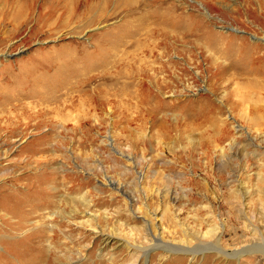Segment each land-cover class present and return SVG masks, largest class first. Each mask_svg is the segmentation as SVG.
<instances>
[{
    "label": "rangeland",
    "instance_id": "1",
    "mask_svg": "<svg viewBox=\"0 0 264 264\" xmlns=\"http://www.w3.org/2000/svg\"><path fill=\"white\" fill-rule=\"evenodd\" d=\"M151 247L264 264V0H0V264Z\"/></svg>",
    "mask_w": 264,
    "mask_h": 264
},
{
    "label": "water",
    "instance_id": "2",
    "mask_svg": "<svg viewBox=\"0 0 264 264\" xmlns=\"http://www.w3.org/2000/svg\"><path fill=\"white\" fill-rule=\"evenodd\" d=\"M155 238V237H154ZM156 239V238H155ZM154 248L153 247H151V248H149L145 253H144V262H143V264H148V255H149V253L153 250Z\"/></svg>",
    "mask_w": 264,
    "mask_h": 264
}]
</instances>
